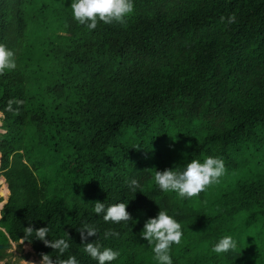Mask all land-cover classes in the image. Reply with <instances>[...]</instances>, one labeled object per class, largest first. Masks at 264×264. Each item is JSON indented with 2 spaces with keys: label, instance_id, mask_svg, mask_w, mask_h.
Returning a JSON list of instances; mask_svg holds the SVG:
<instances>
[{
  "label": "trees",
  "instance_id": "trees-1",
  "mask_svg": "<svg viewBox=\"0 0 264 264\" xmlns=\"http://www.w3.org/2000/svg\"><path fill=\"white\" fill-rule=\"evenodd\" d=\"M70 4L0 0V44L16 61L0 72V243L28 242L45 264H97L78 231L89 224L87 242L119 251L111 264H157L140 232L161 208L182 225L173 264H264V0H134L122 23L93 30ZM206 156L225 171L196 196L155 184L156 170ZM97 200L128 203L132 219L104 221ZM223 235L238 248L211 252Z\"/></svg>",
  "mask_w": 264,
  "mask_h": 264
},
{
  "label": "clouds",
  "instance_id": "clouds-1",
  "mask_svg": "<svg viewBox=\"0 0 264 264\" xmlns=\"http://www.w3.org/2000/svg\"><path fill=\"white\" fill-rule=\"evenodd\" d=\"M69 7L74 20L80 25H84L88 30H93L97 27L98 21H102L105 24H110L113 21L122 23L125 17L133 12L134 0H71ZM227 19L228 23H233L235 17L229 16ZM15 68L16 61L13 50L7 48L4 44H0V72ZM11 104L12 102L9 101V108H11ZM1 116L2 113H0V120ZM1 124L2 122L0 126ZM0 130V133L3 132L1 127ZM224 171L225 164L222 159L215 156H206L202 162L200 159H190L182 170H173V168L163 171L156 170L154 181L159 189L164 192H175L181 198H191L202 192L206 186L218 182ZM127 186L133 192L142 190L139 181L135 178L128 180ZM127 204L118 202L106 206L105 203L97 200L92 210L96 214L102 213L104 221L128 222L132 217L127 210ZM78 231L80 232L81 240L85 241L84 252L96 260L97 264H111L120 255L118 250H114L111 247H102L99 242H87L88 237L97 235L95 226L85 224ZM25 232L28 236H32L34 233V238L51 245L59 253H63L69 247L68 242L63 237L47 239L49 234L48 226L39 228L28 226L25 227ZM112 235H118V233L112 231L104 233L105 238ZM140 235L147 240L149 245H153L152 252L155 254L154 259L157 264H173V259L170 255L171 246L180 244L183 236L182 225L174 214H169L167 210L160 208L156 216L150 217L145 221ZM7 245L10 246L9 244ZM238 245L239 240L236 236L223 235L212 245L211 252L221 254L234 251L238 248ZM42 260L47 261L49 257L44 255ZM71 264H75L74 259Z\"/></svg>",
  "mask_w": 264,
  "mask_h": 264
},
{
  "label": "rangeland",
  "instance_id": "rangeland-1",
  "mask_svg": "<svg viewBox=\"0 0 264 264\" xmlns=\"http://www.w3.org/2000/svg\"><path fill=\"white\" fill-rule=\"evenodd\" d=\"M6 188H8V184L5 182V178L0 175V198L3 199V201H0V208L6 203L10 194L9 188L8 190ZM9 245L3 251H0V253H3L0 264H45L43 258L36 254L30 243L12 241Z\"/></svg>",
  "mask_w": 264,
  "mask_h": 264
},
{
  "label": "water",
  "instance_id": "water-1",
  "mask_svg": "<svg viewBox=\"0 0 264 264\" xmlns=\"http://www.w3.org/2000/svg\"><path fill=\"white\" fill-rule=\"evenodd\" d=\"M5 247H8V245L7 244L5 245V244L0 243V249H3Z\"/></svg>",
  "mask_w": 264,
  "mask_h": 264
},
{
  "label": "crops",
  "instance_id": "crops-1",
  "mask_svg": "<svg viewBox=\"0 0 264 264\" xmlns=\"http://www.w3.org/2000/svg\"><path fill=\"white\" fill-rule=\"evenodd\" d=\"M2 208V207H1ZM1 208H0V211H1ZM0 217H1V213H0Z\"/></svg>",
  "mask_w": 264,
  "mask_h": 264
}]
</instances>
